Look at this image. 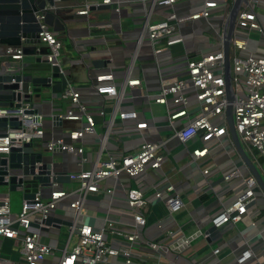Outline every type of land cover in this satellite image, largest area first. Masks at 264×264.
Instances as JSON below:
<instances>
[{"label": "built area", "instance_id": "built-area-1", "mask_svg": "<svg viewBox=\"0 0 264 264\" xmlns=\"http://www.w3.org/2000/svg\"><path fill=\"white\" fill-rule=\"evenodd\" d=\"M140 1L144 7L156 5L167 9L158 21L149 22L146 19L138 37L139 44L146 38L158 63V89L153 94L140 92L141 80L129 77V68L119 83L113 81L109 72L92 75L94 93L99 97L112 96L115 101L114 109L106 120L105 131L100 136L102 149L113 151L105 160L92 162L87 169L67 173L77 183L74 190H63L58 187V182L52 181L48 198H41L37 192L30 201H22L19 213L11 212L9 195L0 194V237L15 241L22 264H42L47 256L52 255L54 245L41 240L42 230L49 226L42 219L51 215L66 198H70L67 208L73 211L69 229L76 232L77 242L70 249L62 250L56 264H149L147 259L150 256L155 259L164 256L172 249L170 245L185 235H171L172 231H168L170 236L163 240L157 232L151 234L147 228L145 203L149 199L162 201L167 210V220L172 225H176L174 214L182 209L183 203L174 184L166 177L152 180L149 197L144 195L141 187L132 186L130 181L146 176L149 170L161 168L168 156L167 141L171 139L185 149L194 139L202 142L201 146L188 150L194 163L203 158L213 145H218L229 157L236 155L225 119L222 50L223 28L233 0ZM102 2L109 3L110 0ZM182 2L191 5L190 10L177 15L176 7ZM91 6L90 2H86L77 13L86 15ZM145 14L148 17L149 10ZM188 25H193L192 36L202 45L199 51L185 48ZM39 38L48 48L43 59L49 65H60L62 42L48 25L40 24ZM175 46H183V51L173 57L170 51ZM5 54L16 65L23 57L20 47H6ZM168 58L177 59L179 64L171 63L175 69L168 70L170 65H161ZM230 62L235 94L232 109L234 128L244 147L255 148L264 157V0H248L237 12L230 44ZM60 97L68 100L70 106L57 114L58 118L80 121V124L69 129L65 136L51 133L47 139H44L47 132L42 125L41 114L29 116L21 113L22 108L0 106V116L18 115L21 121L19 126L8 127L6 134L0 136V154H7L11 146L44 139L42 147L48 152L46 160L52 163L54 170L57 165L53 155L57 147L59 151L75 155L82 166L87 161L82 141L85 136L95 134L94 116L104 113L101 99L96 101L98 107L94 111L89 105L91 102L83 100L80 91L70 83L60 92ZM124 99L131 102L130 106L120 105ZM137 99L163 106L164 126L169 132L166 139H146L143 136L142 131L148 127V121L140 116L142 113L135 107ZM116 120L124 134L137 137V141L128 146L125 143L121 150L108 137V131ZM228 160L223 169L222 189H230V196L219 195V206L209 216L210 225L216 228L234 224L245 215H254L259 211L257 193L260 188L254 176L242 160L239 164L231 158ZM208 171V168L202 169L203 173ZM97 194L103 200L107 199V207L101 216H93L100 220L98 225H94L84 220L90 215L83 212V208L89 196ZM258 194L264 196L261 191ZM260 221L264 227V218ZM160 224L154 230L160 228ZM256 233L264 242V232L257 228ZM200 234L202 232L197 230L193 236ZM191 238L186 237L184 244H188ZM251 243L246 241L235 257L236 264H245L252 259ZM212 252L217 254L218 247ZM0 264L12 262L0 257Z\"/></svg>", "mask_w": 264, "mask_h": 264}, {"label": "crops", "instance_id": "crops-1", "mask_svg": "<svg viewBox=\"0 0 264 264\" xmlns=\"http://www.w3.org/2000/svg\"><path fill=\"white\" fill-rule=\"evenodd\" d=\"M102 1L58 0L59 6L64 7V10L58 14L62 20L63 29L53 31L62 42L59 62L68 64V69L74 70L73 78L69 75L68 81L71 86L80 91L81 98L91 102L89 105L94 111L98 107L96 101L101 99L104 111L103 115L96 113L94 116L95 134L85 136L82 141L84 155L87 157V161L82 166L78 164V158L75 155L64 151H55L53 155V160L57 165L55 169L65 173H74L81 168L87 169L92 162L105 160L108 153L113 151L109 148L102 149L100 136L105 131L106 120L114 109L115 101L112 96L99 97L94 93L91 88L93 74L109 72L112 74L113 81L119 83L124 79L129 68V77L141 80L140 92L147 91L153 94L158 89V63L146 38L142 39L139 44L138 37H140L146 19L149 22L158 21L164 17L167 9L156 5L153 7L145 5L144 7L140 0H110L109 3ZM86 2H90L92 6L86 15H79L78 9L83 8ZM190 7L191 5L182 2L177 5L176 12L182 11V14H185L190 10ZM146 10H149L148 17L145 14ZM187 27L185 48L189 51L201 50V43L192 36L193 25ZM42 44L45 46L44 43ZM251 45L254 44L251 43ZM182 51L183 46H175L170 52L173 57H176ZM94 59H101L102 62L93 65L92 60ZM176 60V58L174 60L168 58L161 65H170L168 70L175 69L171 63H175ZM177 64L179 63L176 62L175 65ZM27 67H30V63L27 64ZM62 70L64 71L63 68ZM55 80L58 81V79ZM137 92L139 93L138 89ZM46 95L47 99L43 102L41 113L42 125L47 132L44 139H47L51 133H54L55 136H65L69 129L79 126L80 121L58 119L60 123L54 122L51 117L66 111L70 104L68 100L60 97V92L48 91ZM135 102L136 106H134L142 113L140 116L142 115L148 121V127L142 131L143 136L146 139H166L169 132L164 126L163 106L146 99H137ZM130 103L124 99L120 105L122 107L130 106ZM108 137L118 144L119 150L125 146V143L128 146L137 141L136 135L124 134L119 128L117 120L111 125ZM44 139L32 142L34 151L39 152L38 148L44 150L42 147ZM167 144L169 146L167 147L168 156L161 168L149 170L146 176L130 182L132 186L141 187L146 197L152 193V180H157L158 177H166L169 182L174 184L183 203L182 209L174 214L176 225L168 222L167 210L162 201L149 199L144 206L147 228L151 234L157 232L158 237L161 236L163 240L170 236L167 234L168 231H172L171 235L184 234L186 237L191 236L192 238L183 248L169 249L164 256L158 259L150 256L147 262L149 264H236L235 257L240 254L248 241L252 242V259L245 264H264V242L256 233L257 228L264 232L263 220L260 221L264 218V196L258 194L260 189L257 193L259 208L257 214L245 215L240 221L219 228V236L206 239L208 234L206 235L205 230L210 226L209 216L219 206L218 196L223 195L228 198L231 193L230 189H222L224 187L223 169L228 164L229 158L237 164L240 163L241 158L238 153L229 157L222 151V148L213 145L203 158L194 163L191 161L188 150L201 146L202 142L199 139L190 141L186 149L175 139L167 141ZM232 147L234 148L233 144ZM252 160L259 168L256 156L252 157ZM204 168H208L209 171L203 173L202 169ZM260 169L262 168L260 167ZM73 183L76 182L72 179L68 182H58V187L66 191L74 190L75 188L71 187ZM6 192V188L0 186V194ZM9 198L11 212L19 213L22 199L20 201L12 200L10 194ZM69 200L70 198L64 199L63 204L51 214L62 222H67L68 225L59 222L58 227L49 225L42 230L41 240L54 245L52 255L47 256L42 264H56L62 250L70 249L77 242L76 232L69 229L70 219L73 215V211L66 205ZM106 207L107 199L103 200L100 194L90 195L83 208V212L85 211L90 216L84 217V220L98 225L100 220L93 216H101ZM158 224L161 227L154 230ZM197 230H200L202 234L193 236ZM73 236H75L74 240H72ZM216 247L219 252L213 254L212 251ZM0 257L8 259L12 264H22L16 243L10 238L0 237Z\"/></svg>", "mask_w": 264, "mask_h": 264}, {"label": "water", "instance_id": "water-1", "mask_svg": "<svg viewBox=\"0 0 264 264\" xmlns=\"http://www.w3.org/2000/svg\"><path fill=\"white\" fill-rule=\"evenodd\" d=\"M248 0H233L227 14L222 35L223 77L225 85V119L228 134L241 160L254 176L257 185L264 195V157L255 148L247 150L240 142L233 122V103L235 94L232 86L230 44L235 26L237 12ZM64 10L58 0H0V106L10 109L22 108V114H41L42 105L47 99L46 93L61 92L68 84V76L60 65H49L42 56L48 51L39 38L40 24L44 23L52 31L63 29L58 14ZM20 47L23 57L20 64H15L5 54L6 47ZM101 59L92 60L98 65ZM44 63L50 68L49 75L36 73L37 68L27 64ZM55 79H58L55 80ZM52 120L60 123L57 115ZM21 121L18 115L0 116V136L6 134L8 127H17ZM55 150L59 151V147ZM256 156L254 163L252 157ZM47 152H36L29 142L22 146H11L7 154H0V186L6 188V194L18 192L22 201H30L38 192L43 199L50 196V183L68 182L67 173L55 171L51 162L47 161ZM55 162V161H54ZM55 164V163H54ZM56 166V165H55ZM54 171V172H53ZM42 222L58 227L62 222L48 215ZM44 228L39 225H35ZM207 240L219 236V228L210 225L206 230ZM183 236L170 245V248L181 249L185 246Z\"/></svg>", "mask_w": 264, "mask_h": 264}, {"label": "rangeland", "instance_id": "rangeland-1", "mask_svg": "<svg viewBox=\"0 0 264 264\" xmlns=\"http://www.w3.org/2000/svg\"><path fill=\"white\" fill-rule=\"evenodd\" d=\"M182 13H183L182 11L176 12L177 15H181ZM61 64H62V68L64 69L65 74L70 75V77L73 78L74 70L72 68L68 69L69 68L68 64H66L64 62H62ZM30 67L31 68H37L38 70H36L35 72L39 73L41 75H49L50 74L49 66H47L44 63L30 64ZM38 150H39V152L43 151L42 149H39V148H38ZM259 170L261 171V169H259ZM262 170L264 171V165H262ZM71 187L76 188L77 184L73 183ZM10 195H11L12 200H15V201L21 200V196L18 192L11 193ZM74 238H75V236H73L72 240H74Z\"/></svg>", "mask_w": 264, "mask_h": 264}, {"label": "bare ground", "instance_id": "bare-ground-1", "mask_svg": "<svg viewBox=\"0 0 264 264\" xmlns=\"http://www.w3.org/2000/svg\"><path fill=\"white\" fill-rule=\"evenodd\" d=\"M259 187V186H258Z\"/></svg>", "mask_w": 264, "mask_h": 264}]
</instances>
